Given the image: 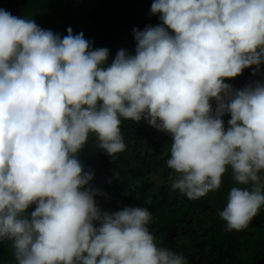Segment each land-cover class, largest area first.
<instances>
[{
	"label": "clouds",
	"instance_id": "obj_1",
	"mask_svg": "<svg viewBox=\"0 0 264 264\" xmlns=\"http://www.w3.org/2000/svg\"><path fill=\"white\" fill-rule=\"evenodd\" d=\"M151 13L162 23L134 28L135 54L107 65L83 33L0 9V241L15 264H187L157 246L148 208L102 212L88 187L77 154L90 136L111 158L125 151L122 119L170 137L171 187L189 200L231 170L229 231L264 207V82H224L264 62V0H153Z\"/></svg>",
	"mask_w": 264,
	"mask_h": 264
},
{
	"label": "trees",
	"instance_id": "obj_2",
	"mask_svg": "<svg viewBox=\"0 0 264 264\" xmlns=\"http://www.w3.org/2000/svg\"><path fill=\"white\" fill-rule=\"evenodd\" d=\"M153 0H0V9L13 16L33 19L42 29L66 36L83 33L92 49L107 48L110 65L120 49L135 54L133 29L143 31L162 22L151 13ZM171 31V30H169ZM241 75L225 79L234 90L264 82V62ZM213 112L215 100L210 101ZM229 114L222 119L228 128ZM125 151L111 158L89 142L77 154L86 172L94 174L88 187L102 212L114 213L125 207H146L152 214L149 231L158 238L166 236L162 247L186 259L196 257L197 264H264V207L246 229L229 231L220 212L226 207L229 191L235 184L231 170L222 177L218 190L198 200L173 191L174 170L167 167L171 139L145 121L121 120ZM35 210L30 206L28 212ZM0 264H15L11 241H0Z\"/></svg>",
	"mask_w": 264,
	"mask_h": 264
},
{
	"label": "rangeland",
	"instance_id": "obj_3",
	"mask_svg": "<svg viewBox=\"0 0 264 264\" xmlns=\"http://www.w3.org/2000/svg\"><path fill=\"white\" fill-rule=\"evenodd\" d=\"M259 226H263L264 229V223L260 224ZM167 237L166 236H162L160 238H158L156 244L158 247H162L163 246V242L164 240H166ZM168 240V239H167ZM165 244V243H164ZM187 264H197L196 262V257L195 256H190L187 258Z\"/></svg>",
	"mask_w": 264,
	"mask_h": 264
},
{
	"label": "flooded vegetation",
	"instance_id": "obj_4",
	"mask_svg": "<svg viewBox=\"0 0 264 264\" xmlns=\"http://www.w3.org/2000/svg\"><path fill=\"white\" fill-rule=\"evenodd\" d=\"M163 245H164V243H163Z\"/></svg>",
	"mask_w": 264,
	"mask_h": 264
}]
</instances>
